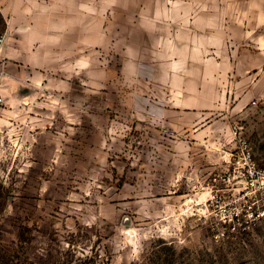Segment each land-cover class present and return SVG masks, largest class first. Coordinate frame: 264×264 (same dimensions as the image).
I'll use <instances>...</instances> for the list:
<instances>
[{
	"label": "rangeland",
	"instance_id": "1",
	"mask_svg": "<svg viewBox=\"0 0 264 264\" xmlns=\"http://www.w3.org/2000/svg\"><path fill=\"white\" fill-rule=\"evenodd\" d=\"M123 6L0 3V264H264V217L230 232L215 201L237 131L264 167V11L197 106L136 65Z\"/></svg>",
	"mask_w": 264,
	"mask_h": 264
},
{
	"label": "crops",
	"instance_id": "2",
	"mask_svg": "<svg viewBox=\"0 0 264 264\" xmlns=\"http://www.w3.org/2000/svg\"><path fill=\"white\" fill-rule=\"evenodd\" d=\"M93 2L86 0L87 7ZM123 4L129 20L125 41L129 49L137 50L132 56L136 65L152 66L157 87L182 90L180 96L188 97L183 104L197 106L206 102L205 75L230 72L228 64L238 57L236 44L253 39L244 29L238 34L239 24L248 25L251 11H264V0H123ZM257 56L264 58L263 48ZM255 69L264 70V64L245 71ZM177 79L182 83L173 84Z\"/></svg>",
	"mask_w": 264,
	"mask_h": 264
},
{
	"label": "built area",
	"instance_id": "3",
	"mask_svg": "<svg viewBox=\"0 0 264 264\" xmlns=\"http://www.w3.org/2000/svg\"><path fill=\"white\" fill-rule=\"evenodd\" d=\"M238 132L233 173L224 178L225 183L233 186L232 194L228 200L222 196L215 200L218 203V227L230 232L247 231L264 217V167L256 162L248 139ZM217 196L214 195L212 200Z\"/></svg>",
	"mask_w": 264,
	"mask_h": 264
}]
</instances>
